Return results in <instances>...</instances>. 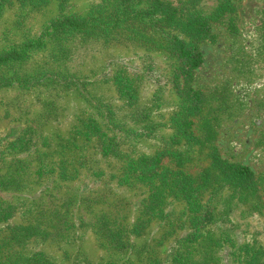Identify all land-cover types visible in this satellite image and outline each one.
<instances>
[{
	"label": "rangeland",
	"instance_id": "obj_1",
	"mask_svg": "<svg viewBox=\"0 0 264 264\" xmlns=\"http://www.w3.org/2000/svg\"><path fill=\"white\" fill-rule=\"evenodd\" d=\"M198 18L203 40L183 31ZM176 38L202 54L200 68L187 69ZM10 54L0 264H264V0H0V56ZM79 131L93 136L79 175L36 161L43 136L54 148ZM154 157L150 175L121 169ZM217 157L249 167L253 189L223 187ZM102 215L122 247L98 230ZM25 227L35 233L14 237Z\"/></svg>",
	"mask_w": 264,
	"mask_h": 264
},
{
	"label": "trees",
	"instance_id": "obj_2",
	"mask_svg": "<svg viewBox=\"0 0 264 264\" xmlns=\"http://www.w3.org/2000/svg\"><path fill=\"white\" fill-rule=\"evenodd\" d=\"M227 6H222L218 9L217 16H222L223 13L227 12ZM183 31L187 33L190 37L196 40H203L204 38H207L210 34V27L208 25V22L205 19H196L193 21H189L183 25ZM173 44L175 46V49L178 51L179 56L182 60H184L186 67L189 71L196 70L200 68L203 64V56L202 54L194 47H191L188 43L183 41L182 39L176 38L173 40ZM17 53V52H16ZM16 54L12 55H1L0 56V64L8 62L12 58H15ZM200 100L199 95H197ZM194 111L198 112L199 107H195ZM72 136L68 140V144L66 143L57 145L54 148H51L52 141L49 137L43 136V142L44 144H40L39 147L42 145L43 148L46 150L43 151L39 147L34 148L35 152L37 153L36 161L38 163H43L46 160H48V163L51 165L50 169H54L59 167L60 163H63V166L65 168V173L68 175H79L80 170L78 166L81 164H84L86 162H90L91 158H87L86 154V145L87 143L91 142L90 140L91 134L83 131L74 132L72 133ZM42 142V143H43ZM106 153L109 152V149L106 148L104 150ZM111 153V150H110ZM81 155H85V159H81ZM57 158V159H56ZM131 160V159H128ZM27 161V162H26ZM24 162H13L10 166V173L15 172V174H18L20 171H25L27 167L30 166V161L26 160ZM134 162L127 163L126 165L122 166V170L124 171V175H130V176H146L153 173L154 168H156L159 164L160 157H154L152 159L148 158H140L138 160H131ZM41 168V169H40ZM213 168L218 171L220 177H221V184L223 187H239L242 189H248L252 188L254 186V173L251 171V169L244 165H236V164H230L227 161H224L217 157L213 163ZM38 171L42 172V166H39ZM212 174V173H211ZM210 172L207 171L206 176L210 178L211 176ZM179 187V186H178ZM177 187V189H178ZM183 190L184 193H188L189 187H190V179L188 177L183 179ZM253 189V188H252ZM2 214H0L1 217ZM6 217H11L8 214H3ZM116 222L111 221V219L108 216L102 215L99 217V224H98V230L102 232L104 237L108 240L107 242L115 245L116 247H122L118 246L114 243H120L116 242L118 239H123V232L118 230L116 228ZM143 226L140 224L133 230L134 233L140 234L142 232ZM23 234H17L14 237L18 238H29L35 233V229L32 227H25L22 228ZM41 255H36L33 260H35L36 264H51L48 262V260L41 258ZM105 264H115V263H105Z\"/></svg>",
	"mask_w": 264,
	"mask_h": 264
}]
</instances>
